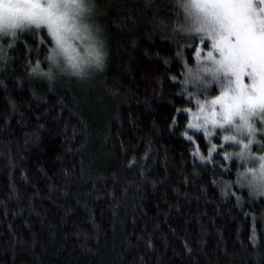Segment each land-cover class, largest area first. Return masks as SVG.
Wrapping results in <instances>:
<instances>
[{
	"label": "trees",
	"instance_id": "16d2710c",
	"mask_svg": "<svg viewBox=\"0 0 264 264\" xmlns=\"http://www.w3.org/2000/svg\"><path fill=\"white\" fill-rule=\"evenodd\" d=\"M180 4L103 0L106 67L84 81L33 75L46 30L0 39L13 47L0 64V264H264V197L177 115L195 107L184 65L200 66L199 37L173 42L189 27Z\"/></svg>",
	"mask_w": 264,
	"mask_h": 264
},
{
	"label": "snow or ice",
	"instance_id": "6c2138e0",
	"mask_svg": "<svg viewBox=\"0 0 264 264\" xmlns=\"http://www.w3.org/2000/svg\"><path fill=\"white\" fill-rule=\"evenodd\" d=\"M6 5L10 6L7 13ZM179 6L183 8L186 20L191 21V26L174 29L173 42L180 47L177 33H181L180 39L188 33L201 34L199 44L193 45L194 58L200 61L205 50L206 55L195 70L186 63L184 65L186 71L181 87L190 84L195 89H185L190 93L186 100H190L195 107L177 112V115L187 113V118L195 121L187 123L186 127L202 133L205 143L211 145L209 158L213 152L217 155L223 153V159L235 160L239 167L243 165L245 171L236 173L235 185L242 187L241 181H246L249 173L253 180L264 182V155L254 156L250 141L245 143L237 135L223 134L229 126L238 132L246 129L251 133L248 116L258 111L264 113V0H191ZM80 11V0H0V30L6 27L14 29L17 25H29L25 30L46 28L57 47L68 52L71 48L68 36H75L79 31L75 16ZM206 62H211L214 67H208ZM218 72L231 76L228 85L210 101L201 98L198 93L209 86L204 76L211 73L216 79ZM32 73H41L39 61L32 68ZM237 118L239 124H236ZM211 129L221 131L217 133ZM184 135L188 141H193V135ZM217 136L219 139L222 137L223 142L238 145L239 151L227 153L228 143L218 146L209 139ZM199 158L202 161L205 159L203 156ZM257 161L258 168L248 166ZM216 183L223 184V195H227V189L232 187L228 182ZM252 239H255V231Z\"/></svg>",
	"mask_w": 264,
	"mask_h": 264
},
{
	"label": "clouds",
	"instance_id": "9594fccd",
	"mask_svg": "<svg viewBox=\"0 0 264 264\" xmlns=\"http://www.w3.org/2000/svg\"><path fill=\"white\" fill-rule=\"evenodd\" d=\"M80 3L81 11L75 16V24L79 31L75 36H68L71 44L70 50L65 52L55 44L43 61L46 67H41L39 76L50 82L59 77L76 78L84 81L91 78L93 74L102 72L106 67L108 58L107 39L104 26L98 20L103 0H80ZM9 7L8 5L5 6L6 13ZM27 27L29 25H17L14 29L6 27L0 30V39L12 41L18 32ZM73 40L79 41V43L74 46ZM5 59L6 57L0 54V62H4ZM33 75L37 74L33 73ZM261 118H264L262 112L250 114L248 121L252 128L251 133L246 129L238 132L237 129L233 128L230 131L231 135H237L238 138L244 139L245 143L250 141L252 147L258 144L264 145V123L260 122L259 127L257 126V122L261 121ZM235 151H239V148ZM258 163L257 161L256 164H249V167L258 168ZM244 171V168L240 169V172ZM241 185L251 197H264V182L253 180L250 173L246 181H241Z\"/></svg>",
	"mask_w": 264,
	"mask_h": 264
},
{
	"label": "rangeland",
	"instance_id": "374dc122",
	"mask_svg": "<svg viewBox=\"0 0 264 264\" xmlns=\"http://www.w3.org/2000/svg\"><path fill=\"white\" fill-rule=\"evenodd\" d=\"M181 1V3L182 2H191V0H180ZM98 20H99V22H100V18H99V16H98ZM70 23H71V21H70ZM191 26V21H189V27ZM32 29H34V30H37V29H35L34 27L32 28ZM42 29H44V30H46V28H42ZM26 31H29V30H23V31H20V32H18V34H17V36H19V35H21L22 34V32H26ZM47 31V30H46ZM48 33V32H47ZM49 34V33H48ZM188 34H191V35H195V36H197V37H199L200 38V35L201 34H196V33H188ZM50 35V34H49ZM53 41V40H52ZM72 43H73V45L75 46L76 44H78L79 43V41H76V40H73L72 41ZM53 44L55 45V42L53 41ZM54 45H53V47H54ZM12 48L13 47H9V49H5V48H0V54H3L4 56L9 52L8 50H12ZM206 55V53L201 57V60L200 61H198V64L199 65H201L202 64V62H203V60H204V56ZM207 63V65H208V67H210V68H212V67H214L212 64H211V62H206ZM0 64H2V62H0ZM216 76H217V78L216 79H213V76H212V74L210 73V74H208V75H205L204 76V80L208 83V87H206L204 90H211L214 86H216V85H218V87H219V89L220 90H222L224 87H226L227 85H228V83H229V81L231 80V76H225V74L223 73V72H218L217 74H216ZM200 87L201 88H203L204 86L203 85H200ZM261 120H264V118H261ZM240 121H239V119L237 118V120H236V124H238ZM260 122L261 121H258L257 122V126L259 127V124H260ZM229 128H231V129H233L232 127H230L229 126ZM256 146H258V145H256ZM263 148H264V145H261V146H259V149L261 150H263ZM264 152V151H263ZM254 156H256V157H259L260 155L259 154H255Z\"/></svg>",
	"mask_w": 264,
	"mask_h": 264
},
{
	"label": "bare ground",
	"instance_id": "6f19581e",
	"mask_svg": "<svg viewBox=\"0 0 264 264\" xmlns=\"http://www.w3.org/2000/svg\"><path fill=\"white\" fill-rule=\"evenodd\" d=\"M207 153H208V151H207Z\"/></svg>",
	"mask_w": 264,
	"mask_h": 264
}]
</instances>
